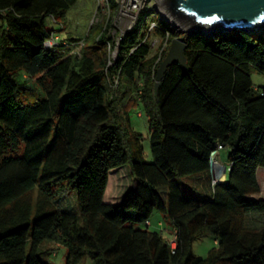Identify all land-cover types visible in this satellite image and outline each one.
<instances>
[{
  "label": "trees",
  "instance_id": "trees-1",
  "mask_svg": "<svg viewBox=\"0 0 264 264\" xmlns=\"http://www.w3.org/2000/svg\"><path fill=\"white\" fill-rule=\"evenodd\" d=\"M76 2L0 0V264H45L46 244L66 249L64 264H264V227L247 226L264 216V87L251 80L252 70L264 75V32L179 34L153 13L158 50L150 53L143 25L121 37L109 65L101 24L44 46L56 32L47 19L62 22ZM174 38L187 65L167 69L156 97ZM66 41L84 42L79 56ZM136 106L151 162L127 126ZM217 145L229 170L212 185ZM126 167L132 184L113 203ZM70 195L76 211L61 206ZM154 212L172 227L174 248L148 229ZM206 234L216 246L196 259L193 243Z\"/></svg>",
  "mask_w": 264,
  "mask_h": 264
},
{
  "label": "rangeland",
  "instance_id": "rangeland-1",
  "mask_svg": "<svg viewBox=\"0 0 264 264\" xmlns=\"http://www.w3.org/2000/svg\"><path fill=\"white\" fill-rule=\"evenodd\" d=\"M156 0H114L111 5L109 0H77L76 4L67 12L65 20L62 22H54L52 19H47L46 26L49 30L56 31V34L63 40L68 37L85 39L89 34L91 26L101 24L103 28H106L108 35L111 38L110 46L107 45V53L111 58H114L117 52L118 44L127 32L138 28L142 29L143 25L151 23L153 13L155 17L159 19H165L163 12L155 11ZM147 15L140 24V18L143 15ZM166 20V19H165ZM62 24V25H61ZM87 42L90 40L87 39ZM83 42V41H82ZM84 43V42H83ZM80 42H64L62 45L65 48H70L74 53L80 51ZM146 44L148 45L151 54H154L159 46L162 44L159 37L153 32L149 35ZM251 80L254 86L264 87V75L252 70ZM111 82V81H110ZM112 83V89L116 90L117 84L114 86ZM127 126L132 133H137L141 136L140 145L143 149V157L147 162H151V152L148 139V125L147 118L140 106L132 108L127 115ZM228 150L224 149L219 152L218 159L221 166L226 171L229 168ZM123 169V168H122ZM117 170V190L115 193L108 194V198L116 203L118 198L124 193L126 187L132 184L131 178L127 179V167L126 170ZM122 171L121 175L120 172ZM227 173V172H226ZM258 184L260 186V194L264 196V168H260L258 171ZM119 175V176H118ZM125 177H122V176ZM111 193V192H110ZM75 195H70L68 198L61 202L63 208L75 209ZM158 223L160 225H158ZM247 226L253 228L264 227V216L255 215L250 216L247 219ZM137 228H144V226H136ZM150 231L161 233L162 236L173 242L172 227L162 219L158 212H154L150 219V225L148 226ZM214 238L209 234L202 236L194 241L192 246V253L196 259H204L208 252L215 247ZM45 248L52 251V255L47 256L44 259L45 264H64L66 249L63 246H56L54 244H46ZM82 264H91L89 260L85 259Z\"/></svg>",
  "mask_w": 264,
  "mask_h": 264
},
{
  "label": "water",
  "instance_id": "water-1",
  "mask_svg": "<svg viewBox=\"0 0 264 264\" xmlns=\"http://www.w3.org/2000/svg\"><path fill=\"white\" fill-rule=\"evenodd\" d=\"M155 7L157 14L163 12L164 20L179 34L211 35L235 30L264 32V0H156ZM185 47L181 38L170 42L156 71V97L160 82L171 65L186 68ZM223 171L225 173L226 169Z\"/></svg>",
  "mask_w": 264,
  "mask_h": 264
},
{
  "label": "built area",
  "instance_id": "built-area-1",
  "mask_svg": "<svg viewBox=\"0 0 264 264\" xmlns=\"http://www.w3.org/2000/svg\"><path fill=\"white\" fill-rule=\"evenodd\" d=\"M155 26H156L155 23L153 21H151V23L149 24V28H148V37H147V39L149 38V35L152 33V30L155 28ZM60 42H61V38L56 34V32H53L51 34V36L44 42V46L49 49V48L58 46L60 44ZM62 43H64V42H62ZM79 45H80V47L83 46V42L81 41ZM167 45H168L167 44V40H164V43L162 45V50L164 48H166ZM108 46H110V43L108 44ZM79 52L80 51H78L76 53L78 56L80 54ZM159 54H160V52H159ZM109 57H110V61H109L108 64L111 65L112 62H113V60L115 59L116 55L114 56V58H111V56L109 54ZM107 80L110 83V86L111 87H112V83H114V86H115L117 84V82H118V78L115 77V76L113 78H110V79L108 78ZM222 149H223V147L221 145H217L216 150L214 152H212L211 153V156H210V159H211L210 160V172H211V176H212V180H211V184L212 185H214V184H216V183L219 182V178L215 176V174L217 173V171H221V172L223 171V167L219 166L217 164V162H216V158L218 156V153ZM147 225L149 226L150 223L147 222ZM170 245H171L172 248H174L175 247L174 241L172 243H170Z\"/></svg>",
  "mask_w": 264,
  "mask_h": 264
},
{
  "label": "crops",
  "instance_id": "crops-1",
  "mask_svg": "<svg viewBox=\"0 0 264 264\" xmlns=\"http://www.w3.org/2000/svg\"><path fill=\"white\" fill-rule=\"evenodd\" d=\"M218 157V156H217ZM216 162H217V164L219 165V166H221L220 165V163H219V161H218V159L216 160ZM221 167H223V166H221ZM224 168V167H223ZM260 169V168H259ZM258 169V170H259ZM257 170V171H258ZM227 172V171H226ZM226 172L224 173V171H217V173L215 174V176L216 177H218L219 178V182H222V181H224L225 180V178H226ZM257 179H258V173H257ZM215 243V242H214ZM88 260V259H87ZM90 261V260H89ZM90 263L92 264V262L90 261Z\"/></svg>",
  "mask_w": 264,
  "mask_h": 264
}]
</instances>
